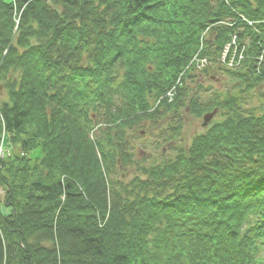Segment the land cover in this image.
I'll use <instances>...</instances> for the list:
<instances>
[{"label": "trees", "instance_id": "16d2710c", "mask_svg": "<svg viewBox=\"0 0 264 264\" xmlns=\"http://www.w3.org/2000/svg\"><path fill=\"white\" fill-rule=\"evenodd\" d=\"M262 85L264 0H0V264H264Z\"/></svg>", "mask_w": 264, "mask_h": 264}, {"label": "rangeland", "instance_id": "374dc122", "mask_svg": "<svg viewBox=\"0 0 264 264\" xmlns=\"http://www.w3.org/2000/svg\"><path fill=\"white\" fill-rule=\"evenodd\" d=\"M218 74L220 73L213 72L212 70H210L208 75H205V74L202 75L199 82L202 84L204 88L210 89V91L212 92L223 91L224 88L228 86V84H225V79L227 78V76L223 74L219 76ZM189 87L192 88L193 84H191V86ZM254 94H255L254 101H257V104L264 102V85H262L260 89L256 91V93ZM180 115H181L180 118L182 120V127H181L182 130H181L180 136L177 139H179V144L182 145L184 148H186L188 144L190 143L191 137H193L196 134L203 133L206 127H202L203 126L202 117L194 118L192 115L189 114V111L186 109H183L182 112H180ZM222 115L223 114L217 110L216 114L214 115L212 120L209 122L208 126L211 127V125L214 124V122H218L221 119H223ZM161 123L162 122H159V124ZM149 129H150L149 125H146L144 128H142V132H143L142 137L140 138V140L138 139L134 143L136 154L139 153V149L141 147H145L144 149L145 153L147 154L153 153L155 149V141H156L155 139H157L156 137L159 135V132L155 130L154 134L156 135V137L151 136L152 134ZM5 145L7 146V143H5ZM7 147H9V150H10L9 152H11L10 154H12L13 157H14V154L19 155L21 153V149L19 146H14V145L9 146L8 145ZM8 154L6 152L5 160L7 159ZM40 155H42L41 150H40V147L37 146V148L27 152L26 157L29 159L35 160V159H40L41 158ZM12 156L9 159L13 158ZM131 175H132L131 173L127 174V179H129Z\"/></svg>", "mask_w": 264, "mask_h": 264}, {"label": "built area", "instance_id": "2783aa9c", "mask_svg": "<svg viewBox=\"0 0 264 264\" xmlns=\"http://www.w3.org/2000/svg\"><path fill=\"white\" fill-rule=\"evenodd\" d=\"M4 141H5V133L2 132L0 136V167L6 155V150L4 148V143H5ZM2 194H3V191L0 189V197L2 196Z\"/></svg>", "mask_w": 264, "mask_h": 264}, {"label": "water", "instance_id": "95a60500", "mask_svg": "<svg viewBox=\"0 0 264 264\" xmlns=\"http://www.w3.org/2000/svg\"><path fill=\"white\" fill-rule=\"evenodd\" d=\"M215 113H216V110H213L211 113H207L204 116H202L203 117L202 127H206L208 125V123L211 121Z\"/></svg>", "mask_w": 264, "mask_h": 264}]
</instances>
